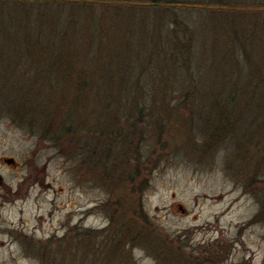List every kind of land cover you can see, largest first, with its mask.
<instances>
[{
	"label": "rangeland",
	"instance_id": "obj_1",
	"mask_svg": "<svg viewBox=\"0 0 264 264\" xmlns=\"http://www.w3.org/2000/svg\"><path fill=\"white\" fill-rule=\"evenodd\" d=\"M150 1L0 0V264H264V0ZM81 80L100 89L75 104ZM122 95L145 107L122 111L133 144L112 121ZM50 110L83 115L67 153L36 121ZM101 139L108 169L84 148ZM6 183L20 184L7 198ZM110 213L133 217L136 238L104 252Z\"/></svg>",
	"mask_w": 264,
	"mask_h": 264
},
{
	"label": "trees",
	"instance_id": "obj_2",
	"mask_svg": "<svg viewBox=\"0 0 264 264\" xmlns=\"http://www.w3.org/2000/svg\"><path fill=\"white\" fill-rule=\"evenodd\" d=\"M40 3H49L51 1H55V0H49V1H46V0H36ZM60 1H67L69 3L72 2L73 3H79L81 4L82 2H89V1H83V0H60ZM165 0H153V1H150L148 4L149 5H155L157 4L158 2H164ZM84 5H86L84 3ZM224 9V8H222ZM231 10H233V8H231ZM231 10H226V13L227 14H233L232 16L229 15L228 18H231V17H238V18H241L242 19V13L241 12H237V11H231ZM238 15V16H237ZM241 16V17H240ZM64 23H65V20H64ZM241 23V22H240ZM182 52V51H181ZM263 77H264V74H263ZM66 80V78H65ZM64 80V81H65ZM64 83V82H63ZM81 83V84H80ZM83 83H85V80H81V81H76L75 82V86L73 88H70V90H73L74 91V97H75V104H78L81 102V99L83 97V95H93V96H96L97 95V92H99V89L100 88H97V87H93V85H91L89 83L84 85ZM160 88V87H159ZM161 89V88H160ZM106 91V93L104 94V98L102 99L103 102L102 103V107L104 105H107V103L109 101H112V99L115 97H112L111 98V95H113L110 91H112L111 89H104ZM108 90V92H107ZM190 92V91H188ZM116 93V92H115ZM59 98V97H58ZM57 98V99H58ZM116 98V97H115ZM121 99H123V101H121L119 99V102H118V108L117 111H115L116 113H118V116H115V118H112V121H113V124H115L116 126V138L118 137V140H123V141H129L130 139L133 140L132 144L135 143L136 140L133 139V136L134 134H139V126H138V118L134 119V117L125 112H122L123 109L125 108L124 106H128L131 108V114L133 113H136L138 115H141L144 113L145 111V107L141 104V107L139 108H135V106L133 105L134 103H129L127 98L122 95L121 96ZM130 100V99H129ZM127 102V103H126ZM51 103L54 104L53 101H51ZM55 103H59L58 100L55 101ZM119 104L122 106L120 107ZM167 105V104H166ZM231 106L230 104H228V102H224L223 104L219 105L218 108H216V106H214V109H215V115L214 117L212 118L215 123V126L218 128L221 127V124L223 125V123L221 122L220 124V120L222 121H226L228 118H232L233 117V111L231 109ZM119 110V111H118ZM36 112V113H35ZM34 112V115L36 116L37 114H41L43 112H40V111H35ZM49 113H52L55 117L51 118V119H48V114ZM83 113H84V110H83ZM121 114L124 116V117H121ZM75 114L74 113H68V115H64L63 116V119L64 121H58L56 123H54V118H56V120L59 118L58 117V114H57V111L54 112V110H50V111H44V114L43 116H39V117H42L41 119H38V116H37V120H40V123L42 125V121L45 122V120L49 123L47 124L49 127L48 128H44L43 130L41 129V131H43L42 135L44 136V138H49L50 140H52L55 144L56 147H58V149L60 150H63L65 153L66 152V149H65V146H60L61 143H62V137L64 136H67L68 134L70 133H78V131L80 130V126H79V119H82L83 115H81L80 113H78V116H74ZM50 116V115H49ZM44 117H46L44 119ZM79 119H77V118ZM111 117H104L103 119V123H102V128H103V131L104 133H102L101 135H103L104 137L103 138H106L107 135H106V123H108V121L110 120ZM120 118H123V122L126 123V124H123L122 125L124 126H119L118 123L120 122ZM36 119V117H35ZM211 121V122H212ZM60 122V123H59ZM47 125H43V126H47ZM126 128V129H125ZM162 129V128H161ZM66 133V134H65ZM217 133V132H216ZM65 134V135H64ZM215 135V134H213ZM212 136V135H211ZM78 136L75 135L74 136V140L72 139V141H70V144H71V147L69 148V150L71 151L72 155H76L80 158V154L77 153L80 149V146L79 144L81 143L80 139L77 138ZM124 138V139H123ZM212 138V137H211ZM217 138V137H216ZM215 138V139H216ZM103 140V139H101ZM99 140L97 144H88L86 147L84 146L85 150L86 151H89V153H91V156L89 157V163H94L99 165V166H103L105 169H108L109 168V163L111 161V157H112V154L114 152V149L113 147H115L113 144H107L106 142L109 141L108 139H104V140H107V141H101ZM139 142H136V145H135V148L136 150L139 148ZM83 144V143H82ZM90 145L92 147H90ZM82 150V149H81ZM140 150V149H139ZM81 157H82V154H81ZM129 160L131 161H134V158H129ZM104 169V171H105ZM136 174L134 173V169L133 168H130V170L128 169V179L131 180V181H134L136 180L135 178L139 176V172H138V167L136 168ZM125 173V174H127ZM106 174V173H105ZM130 183V182H129ZM264 196V195H263ZM264 200V198H263ZM123 218V220H119V218ZM127 217H130L129 219L126 220ZM134 218L131 216H126V215H122V214H118L117 215V219H115L114 221V218L112 217L111 213H110V221H109V224L104 227L103 229H101V231H108L109 235L106 234V237H110L106 242L103 241V251L104 252H107L108 249L111 251V247H113L114 245H112L111 243H125L126 245L127 244H131L133 245L132 243L135 242V238L136 236H133L131 235L130 233L135 229V225H136V222L133 220ZM116 224V225H115ZM115 225V226H114ZM114 227V229H112ZM112 231V232H110ZM81 234V237H83V231L80 232ZM89 235V233L87 234ZM108 242V243H107ZM57 244H62V243H57ZM50 247V246H49ZM163 248V252H164V261L166 260V258H169V260H171L172 258L170 257H167L165 255V250L168 249V248H165V247H162ZM57 249V248H56ZM107 249V251L105 250ZM118 248H116L114 251V254L116 252H118ZM120 251V250H119ZM221 251V250H220ZM218 251V252H220ZM121 253L123 254V249L121 248ZM180 255H182L183 253H179ZM206 259V257H204ZM197 259H199V257L197 256ZM201 260V259H200ZM163 261V262H164ZM198 262H201L198 260ZM208 262H211V260ZM168 264V263H167ZM202 264V263H200Z\"/></svg>",
	"mask_w": 264,
	"mask_h": 264
},
{
	"label": "flooded vegetation",
	"instance_id": "obj_3",
	"mask_svg": "<svg viewBox=\"0 0 264 264\" xmlns=\"http://www.w3.org/2000/svg\"><path fill=\"white\" fill-rule=\"evenodd\" d=\"M3 160L6 164L12 165V166H19V169H22V162L16 161L13 157H3ZM20 183V182H18ZM20 187V184L18 187H15V189H12L11 185L5 184L4 188L2 189L1 195H5L4 197L7 198L8 195L13 194L12 192H17V188ZM4 190V191H3ZM16 190V191H15ZM9 200V199H8ZM181 208V207H180Z\"/></svg>",
	"mask_w": 264,
	"mask_h": 264
}]
</instances>
